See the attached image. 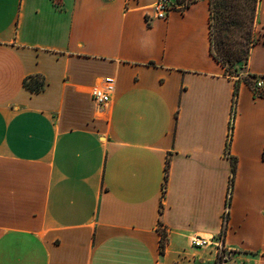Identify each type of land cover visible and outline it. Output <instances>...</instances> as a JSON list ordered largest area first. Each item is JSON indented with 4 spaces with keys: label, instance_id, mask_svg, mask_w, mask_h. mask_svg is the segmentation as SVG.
Here are the masks:
<instances>
[{
    "label": "crops",
    "instance_id": "0c3cea01",
    "mask_svg": "<svg viewBox=\"0 0 264 264\" xmlns=\"http://www.w3.org/2000/svg\"><path fill=\"white\" fill-rule=\"evenodd\" d=\"M154 1L0 0V264H264V0L234 103L209 0Z\"/></svg>",
    "mask_w": 264,
    "mask_h": 264
},
{
    "label": "trees",
    "instance_id": "16d2710c",
    "mask_svg": "<svg viewBox=\"0 0 264 264\" xmlns=\"http://www.w3.org/2000/svg\"><path fill=\"white\" fill-rule=\"evenodd\" d=\"M183 1L188 3L195 0H175L176 4ZM258 0H209L210 15H209V40H210V53L213 58L219 62L224 68V72L228 77H234L237 73L228 71L229 66L239 64V68H244L250 48L255 44L256 39L252 34L251 28L254 20V13ZM255 77L247 76L248 79ZM238 80H235V88L233 92V100H235L238 89ZM44 81L39 76H30L24 80V87L31 92H39L42 90ZM254 95L264 97V88L254 90ZM231 161V178L230 188L232 185L235 160L230 158ZM228 205V203H227ZM227 219V218H226ZM223 228L220 236L223 237L226 221L223 222ZM160 244L159 251L163 252L165 242V232L159 229ZM220 263L218 261L216 264Z\"/></svg>",
    "mask_w": 264,
    "mask_h": 264
},
{
    "label": "built area",
    "instance_id": "2783aa9c",
    "mask_svg": "<svg viewBox=\"0 0 264 264\" xmlns=\"http://www.w3.org/2000/svg\"><path fill=\"white\" fill-rule=\"evenodd\" d=\"M174 1V2H173ZM187 1H183L179 4L175 3V0H155L153 5L150 7L151 14L148 16L150 19H165L173 8L184 10L188 6ZM235 77V76H234ZM239 76L236 75V79L238 80ZM253 84L252 87L254 90H259L264 88V77H258L252 79ZM114 91V80L111 77H103L90 90V97L93 103L99 109L106 108L110 103L111 96ZM235 100H233V103ZM227 218V208L224 211L223 222L226 221ZM222 237V236H220ZM221 239V238H220ZM220 239L212 243L211 239H205L200 236H193L190 238V246L194 248H201L208 246L210 244H214L218 249V255L224 252L222 248Z\"/></svg>",
    "mask_w": 264,
    "mask_h": 264
},
{
    "label": "rangeland",
    "instance_id": "374dc122",
    "mask_svg": "<svg viewBox=\"0 0 264 264\" xmlns=\"http://www.w3.org/2000/svg\"><path fill=\"white\" fill-rule=\"evenodd\" d=\"M189 1V0H188ZM254 17H255V13H254ZM253 29H254V20H253V24H252V28H251V31H252V34L254 35V33H253ZM263 31H264V29H263ZM255 38V37H254ZM256 39V38H255ZM244 68H239V64H235L234 66H229L228 67V71H230V72H232V73H237V75H239L241 72H242V70H243Z\"/></svg>",
    "mask_w": 264,
    "mask_h": 264
}]
</instances>
